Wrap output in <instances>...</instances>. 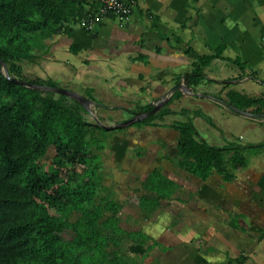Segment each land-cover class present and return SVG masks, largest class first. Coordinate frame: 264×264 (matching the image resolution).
<instances>
[{"label":"crops","instance_id":"crops-1","mask_svg":"<svg viewBox=\"0 0 264 264\" xmlns=\"http://www.w3.org/2000/svg\"><path fill=\"white\" fill-rule=\"evenodd\" d=\"M262 63L264 0H134L127 22L107 18L92 33L74 27L71 35L47 43L34 64L46 73L33 76L58 79L66 92L79 89L106 127L122 123L107 114H146L180 82L193 94L177 90L141 121L156 116L151 125L102 137L111 166L101 178L100 196L118 204L114 218L120 231L148 241L147 246L128 243L125 252L128 257L135 252L134 264L144 259L157 264L150 256L156 251L179 255L185 264H264ZM226 70L232 79L212 76ZM196 74L199 84L189 85L186 80ZM232 94L261 103L238 110L229 105ZM191 98L198 106L189 111L184 106ZM192 113L193 121L186 118ZM178 117L197 134L194 119L210 128L211 139L198 135L196 140L224 151L222 168L214 165L208 174L196 175L178 166L176 126L184 124ZM138 129L146 139L138 138L143 134ZM158 184L164 196L156 201ZM110 217L104 212V220Z\"/></svg>","mask_w":264,"mask_h":264},{"label":"trees","instance_id":"trees-1","mask_svg":"<svg viewBox=\"0 0 264 264\" xmlns=\"http://www.w3.org/2000/svg\"><path fill=\"white\" fill-rule=\"evenodd\" d=\"M99 5V0H0V264H134L124 252L128 243L148 245L144 236L132 239L120 231L114 218L118 204L100 196L101 170L94 166L98 156L93 152L104 148L90 141L105 131L87 120L77 102L23 87L1 73L3 63L11 79L58 89L49 78L24 76L23 66L40 59L55 37L80 28ZM199 76L186 82L198 85ZM258 102L237 94L229 98L238 110ZM155 117L128 128L147 127ZM176 128L178 166L196 175L223 167L224 151L196 140L190 122ZM50 148L55 155L45 168L41 161ZM56 170H65L66 178L61 180ZM157 187L159 193L161 184ZM104 212L113 217L104 220Z\"/></svg>","mask_w":264,"mask_h":264},{"label":"rangeland","instance_id":"rangeland-1","mask_svg":"<svg viewBox=\"0 0 264 264\" xmlns=\"http://www.w3.org/2000/svg\"><path fill=\"white\" fill-rule=\"evenodd\" d=\"M38 63V59L35 61V63ZM34 63V64H35ZM34 64H25L24 66H23V75L24 76H26V77H28V78H33L34 76H33V74H34V72H36V73H46V72H44L43 70L41 71V69H40V67L38 66V68H35V66H34ZM38 65V64H37ZM233 69V68H232ZM258 69L259 70H262L263 72H264V63H262L261 64V66H259L258 67ZM217 75H219L220 77H224L225 78V80H229V79H232V75H233V72H231L230 70L228 71V70H226V72H225V74H224V76H222V75H220V74H218V73H216L215 75H212V76H214V78L215 79H217L216 78V76ZM223 78V79H224ZM54 81H55V79H53ZM60 81H62V80H60ZM231 81V80H230ZM57 82V83H56ZM55 84H57V87H58V89H62V88H60L59 87V85L61 84L59 81H58V79L55 81ZM207 84V83H206ZM212 86V84H210L209 85V90H214L213 89V87H211ZM257 89V88H256ZM70 92H72V93H74V94H76V95H78L79 97H81V98H85V95H84V93H82L79 89H78V91L76 90V89H74V88H70V90H69ZM68 91V92H69ZM85 92H88V91H86V89H85ZM89 93V92H88ZM68 97V96H67ZM189 97H191V96H189ZM74 100H75V98H73ZM86 99V98H85ZM189 100V99H188ZM77 101V100H76ZM196 103V101L194 100V98H191V101H187L186 102V106H184V107H187L188 109H189V111H192L193 110V107H196V106H198V105H196L195 104ZM81 105V104H80ZM82 106V105H81ZM82 108H84L83 106H82ZM136 107H133L132 109H135ZM184 109V108H183ZM94 113V112H93ZM136 113H125V112H123V111H118V112H113V113H109V114H107V115H110V117H111V119H116V118H118V119H120V122H124V121H127V120H129V119H131L132 118V115H135ZM188 114H189V112H188ZM94 115V114H93ZM94 116H99V115H94ZM191 116H193V118H194V114L192 113V114H190V115H188V117H186V118H190V120H192L193 121V118L191 117ZM116 117V118H115ZM87 120L89 121V122H92L93 121V118H92V116L91 115H89V117H87ZM185 120V119H184ZM184 120H181L179 117L177 118V120L176 121H182V123H184L185 124V121ZM190 120H188V121H190ZM195 120V122H194V125H195V127L197 128V131H198V135H199V137L202 139L203 137H205V136H207V135H209V137H210V139H211V130H210V128H208L207 130H205V127H204V129H203V126L201 125V123L199 122V120L198 119H194ZM187 122V121H186ZM202 122V121H201ZM176 125V124H175ZM125 130L126 129H122V130H117V131H112V132H109L110 134H112L113 136H117V135H122V134H124V132H125ZM204 130L206 131V132H204ZM137 131H139V132H142L143 134L142 135H140L138 138H143V139H146L147 138V135H145V133L143 132L144 130H141V129H138ZM136 134V133H135ZM96 138L94 139V140H92V141H90V142H92V146L94 147V148H97V147H103L104 148V145H106V143H105V141L102 139V137H104V136H107V135H104V133L103 132H98L97 134H96ZM129 136H131V135H129ZM134 137V135H132V138ZM239 136L238 135H235V138L237 139ZM207 142V141H206ZM244 144V143H243ZM129 147H131V144H129ZM95 155H97L98 157L96 158L97 160L94 162V166H97L98 167V170L100 171L101 170V173H100V177L101 178H104L105 179V175L107 174V170H108V167H109V165H110V161H111V155H109V154H107V151H106V154H107V156L105 155V152L104 153H100V154H98V153H96V152H93ZM101 154H102V157H101ZM54 155H55V152H54V149L53 148H50L49 149V151L47 152V155H46V157L41 161V163H42V165L45 167V168H49L50 166H51V159L54 157ZM111 166V165H110ZM82 168L81 167H78V168H76V171L77 172H82ZM117 173V171L116 170H114L113 172H112V175H113V177H114V179H116V177H115V174ZM56 174L58 175V177L59 178H61V180L62 179H64V178H66V171L65 170H56ZM108 181H110V182H114V181H112V179H110L109 178V180ZM107 181V182H108ZM103 184H105V180L103 181ZM138 184H136V186H137ZM114 188L116 187L115 185H112ZM119 191V189L117 188L116 189V192L117 193H119L118 192ZM123 198H124V196H123ZM130 203H131V201H130ZM128 225L129 226H132V222L129 220L128 221ZM125 252V251H124ZM128 254H129V256L131 257V256H133L134 257V253L135 252H127ZM125 254H126V252H125ZM151 257H153V260H156V262L155 263H157V264H185L183 261H178V256L179 255H174V257L172 258L170 255H167V256H164V255H162L160 252H158V251H156L155 252V255L152 253L151 255H150ZM132 260H134V258H132ZM135 261V260H134ZM147 260L146 259H144L143 261H142V263L141 264H147V262H146Z\"/></svg>","mask_w":264,"mask_h":264},{"label":"water","instance_id":"water-1","mask_svg":"<svg viewBox=\"0 0 264 264\" xmlns=\"http://www.w3.org/2000/svg\"><path fill=\"white\" fill-rule=\"evenodd\" d=\"M1 73L3 75V77H5L7 80L13 82V83H16L18 85H21L23 87H26V88H31V89H40V90H43V91H50V92H54L56 94H59V95H62V96H68V97H71V98H75V100H77V102L79 104H81L85 111L92 116L93 118V121L95 122V124H97L103 131L105 132H112V131H117L119 129H122V128H127V127H130V126H133L137 123H140L144 118L146 117H149V116H153L155 115L159 108H161L160 106L164 103H166L170 96L175 92V91H182L184 93H188L189 95H192L193 94L189 91V89L183 84V83H178L176 86H174L166 95L165 97L161 100L160 103H158L156 106L153 107V109L146 113V114H135L132 116L131 119L127 120V121H124L116 126H113V127H106L104 126L100 121L99 119L93 115V112L90 111L88 109V106L91 104L93 105L92 102H89L88 100L86 99H83L79 96H76L75 94H71L69 92H66L64 90H60V89H52V88H39V87H36V86H32L30 84H27L25 82H21V81H18V80H15V79H11L9 77V74H8V71H7V68L5 67V65L3 63H1Z\"/></svg>","mask_w":264,"mask_h":264},{"label":"built area","instance_id":"built-area-1","mask_svg":"<svg viewBox=\"0 0 264 264\" xmlns=\"http://www.w3.org/2000/svg\"><path fill=\"white\" fill-rule=\"evenodd\" d=\"M100 5L87 19H84L80 28L86 32L92 33L95 28L107 18L127 22L132 13L134 0H99Z\"/></svg>","mask_w":264,"mask_h":264}]
</instances>
